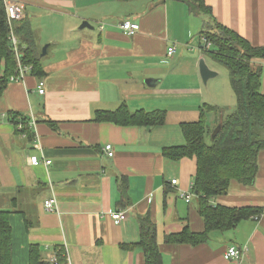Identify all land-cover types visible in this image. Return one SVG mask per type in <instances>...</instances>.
I'll list each match as a JSON object with an SVG mask.
<instances>
[{"label": "crops", "instance_id": "0c3cea01", "mask_svg": "<svg viewBox=\"0 0 264 264\" xmlns=\"http://www.w3.org/2000/svg\"><path fill=\"white\" fill-rule=\"evenodd\" d=\"M18 2L41 52L47 47L45 75L37 78L28 71L0 95V209L11 211V264H29L32 244L46 261L62 250L69 264H144L136 242L137 217L146 213L155 223L162 264H264V149L252 185L232 179L225 194L210 200L262 207L259 218L212 231L197 245L163 240L186 225L196 232L204 225L191 188L195 159L171 160L163 149L185 143L181 125L197 121L203 103L235 106L231 87L214 79L219 64L204 53L199 32L206 17L173 0ZM206 2L219 23L252 45L264 44V0ZM124 19L138 23L139 30L125 34L119 28ZM84 20L93 28H80ZM171 45L175 52L168 56ZM200 58L217 72L206 83ZM257 63L263 65L264 93V60ZM121 104L131 111L164 110L165 122L147 128L94 121L97 111ZM11 111L29 118V135L15 129ZM215 118L213 113L206 117L211 125ZM106 143L112 156L103 151ZM32 155L51 163L31 165ZM121 176L128 184L125 205L119 204ZM50 198L56 200L53 211L43 205ZM113 210L124 211L125 220L114 223ZM229 246L239 249L236 259H225Z\"/></svg>", "mask_w": 264, "mask_h": 264}, {"label": "trees", "instance_id": "16d2710c", "mask_svg": "<svg viewBox=\"0 0 264 264\" xmlns=\"http://www.w3.org/2000/svg\"><path fill=\"white\" fill-rule=\"evenodd\" d=\"M128 1V0H122ZM186 5L194 16H205L200 39L204 53L226 68L229 83L235 97L231 110L214 104L203 103L199 119L181 125L185 143L163 149L171 160L195 159V174L191 188L198 198L197 211L203 219V229L192 231L187 225L181 231L164 235L165 243L197 245L207 241L212 231L233 229L240 221L259 218L263 212L259 206L229 207L212 204L211 199L227 192L232 179L243 185H252L257 173V157L264 149V93L261 91L264 60V44L252 45L245 37L219 23L206 0H173ZM13 32L18 38L20 62L30 66L29 72L37 78L45 75L39 47L28 19L22 14L13 21ZM17 59L9 39V26L5 9L0 0V95L15 75ZM213 113L215 123L207 122V114ZM15 129L30 134L29 118L20 112L8 113ZM94 121H109L117 125H134L151 128L164 124L165 111L139 109L131 111L125 104L115 110L97 111ZM220 125L217 128V125ZM19 125H21L19 127ZM214 130H216L214 132ZM213 135V136H212ZM121 198L119 204L129 203L128 184L121 176L118 180ZM10 210L0 209V264H11L12 230ZM139 239L136 242L144 254V264H162L158 249L155 223L149 213L138 215ZM126 245V244H125ZM123 245V246H125ZM132 245H127V247ZM64 253L57 251L58 264L64 263ZM29 264H53L43 259L37 244L29 247Z\"/></svg>", "mask_w": 264, "mask_h": 264}, {"label": "built area", "instance_id": "2783aa9c", "mask_svg": "<svg viewBox=\"0 0 264 264\" xmlns=\"http://www.w3.org/2000/svg\"><path fill=\"white\" fill-rule=\"evenodd\" d=\"M2 3L5 9L6 19L9 26V39L11 41L12 49L15 52L17 64H18L15 75L10 76L9 81L10 82L21 81L26 75V73L30 70V66L22 65L20 62L19 41L13 32V21L15 19H19L22 16L23 8L21 4L18 2V0H2ZM99 28L102 29L103 26H100ZM119 28L125 34L132 35L139 30V24L132 20L124 19L119 23ZM203 41L205 42V45L208 47L209 43H207L205 39H203ZM174 52H175L174 45H171L167 48L168 56H172ZM38 88H39V93L44 92L43 80L39 81ZM103 151H105L108 156H112L113 155L112 145L110 143H106L105 145H103ZM29 162L31 165L34 166L39 165L41 163H43L44 165H49L51 163L49 159H45L44 157L40 158L35 155L29 157ZM176 181H177L176 179H172L171 183L175 184ZM190 197H191L190 193L186 194L185 195L186 201H190ZM55 204H56V200L54 198L47 199L43 203L44 208L49 211L54 210ZM109 216L116 224L124 221L126 218L125 212L122 210L109 211ZM238 256H239V249L236 246H229L224 252L225 259H236ZM49 261L53 264H58L56 255L49 258ZM63 264H69V261L66 259L65 263Z\"/></svg>", "mask_w": 264, "mask_h": 264}, {"label": "water", "instance_id": "95a60500", "mask_svg": "<svg viewBox=\"0 0 264 264\" xmlns=\"http://www.w3.org/2000/svg\"><path fill=\"white\" fill-rule=\"evenodd\" d=\"M84 27L93 28L86 20L82 21V23L80 25V28H84ZM46 47H47L46 45L42 47L41 56L45 54ZM198 68H199V73H200V76H201L203 83H206L207 80H209L210 78H213L217 75V72L210 69L203 58H200L198 60ZM219 127H220V125L218 124L217 128H219ZM215 131L216 130H214V132Z\"/></svg>", "mask_w": 264, "mask_h": 264}, {"label": "rangeland", "instance_id": "374dc122", "mask_svg": "<svg viewBox=\"0 0 264 264\" xmlns=\"http://www.w3.org/2000/svg\"><path fill=\"white\" fill-rule=\"evenodd\" d=\"M217 67H218V70H219V74L214 79H216V81H218L219 83L222 82V81H224V82L227 83L228 87H230L228 71L221 64H219V66L217 65ZM231 91H232V89H231ZM232 97H234V96H231V99H232ZM229 106H231V108H229V110H231L232 108H234V107H232V105H229Z\"/></svg>", "mask_w": 264, "mask_h": 264}]
</instances>
